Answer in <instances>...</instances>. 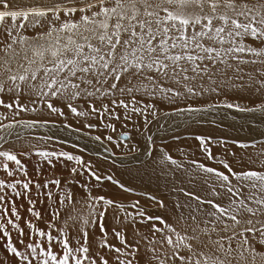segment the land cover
Wrapping results in <instances>:
<instances>
[{
	"label": "snow or ice",
	"instance_id": "snow-or-ice-1",
	"mask_svg": "<svg viewBox=\"0 0 264 264\" xmlns=\"http://www.w3.org/2000/svg\"><path fill=\"white\" fill-rule=\"evenodd\" d=\"M0 109V249L11 253L0 264H264V131L255 127L264 124V0H0ZM68 113L104 121L112 132L113 120L125 127L142 121V144L117 139L113 147L131 145L124 157L144 168L202 174L204 194L175 187L185 199L173 202L171 219L149 214L139 199L94 194L102 181L121 194L134 188L86 160L87 144L71 143L75 154L33 143L66 145L61 126L89 136L100 126H74ZM162 119L185 129L214 126L191 138L223 170L188 159L181 148L186 168L169 145H157L149 126ZM38 128L51 134L34 135ZM109 151L94 155L115 166L117 153ZM32 155L40 158L34 173L24 162ZM44 164H59L67 176L37 179ZM44 202H51L47 221L37 208Z\"/></svg>",
	"mask_w": 264,
	"mask_h": 264
},
{
	"label": "bare ground",
	"instance_id": "bare-ground-1",
	"mask_svg": "<svg viewBox=\"0 0 264 264\" xmlns=\"http://www.w3.org/2000/svg\"><path fill=\"white\" fill-rule=\"evenodd\" d=\"M201 99H203V98H201ZM145 102H148V98H145ZM236 102L248 103L247 100H237ZM84 107L86 108L87 106L84 105ZM163 110H168L166 105H165V108ZM0 111H3V109H0ZM117 111L121 114L123 113V109H117ZM37 115L38 114H36V113H23V116L26 118L36 117ZM39 115L44 116V117L48 116L47 112L40 113ZM241 115H243V114H241ZM67 119H68V122L73 121V125H76V126H80L81 123H83V122L97 123L100 126L97 127V129L93 131V134L101 135L102 137L109 135V133L111 131V129H105L103 127L104 121L97 120L96 118L90 117L87 119V121H85V118H83V117L78 119L72 115L71 117H69ZM59 120L62 121L63 118L60 117ZM112 123L116 124V129H118L120 126L125 127L121 122H118L116 120H113ZM229 123H232V121L226 120L224 122V125L227 126V124H229ZM168 124L174 125V123L171 119H169L167 121L162 119L160 121V124L154 123L153 125L149 126L150 134H152L154 136V139H155L157 145H169L170 147L167 150L170 152V154L174 158L185 163L186 168L189 167V165L187 164L186 161H184V158H183V156L179 150L181 148H183L184 151L189 153L188 159L195 158V159L199 160L200 162L206 163L208 166L220 167L221 170H223L222 166L217 165L215 161L207 160L206 157L199 151L198 146H197V142L191 138L192 134L199 133L202 130L203 131H211L214 128V126H211V128L208 126H205L203 129H200V128H197L196 126H193L191 128H188V129H185V128L180 129V128L176 127L173 129L164 130L163 128L165 126H167ZM161 125H163V127H161ZM126 127H129L131 129V131H133L135 133L136 137L132 140V143L142 144L144 141V137H142L140 135V133L136 130V128L139 127L142 129L143 128V122L138 121L136 126H134L132 122H128ZM168 127H170V126H168ZM255 127L258 131H264V124H256ZM175 129H179V130H176L174 133L173 130H175ZM42 130H44V131H42ZM171 130H172V132H171ZM32 132L34 135H37V136L49 134L48 130H45L43 128H38V129L32 130ZM173 134L180 135L181 139L177 142L173 141L172 140ZM217 134L227 135V133H219L218 131H217ZM231 134L232 135H239V136L243 137V136L247 135L248 132H247V130L240 131L239 133H236L235 131H233ZM253 134H255V133H253ZM58 135L61 138L65 137V136L68 138V140L70 141L69 144H66L68 146H71V143H77V144H80L81 146L87 144L88 151L90 152V155L87 156V153L85 152L84 153L85 159L86 160L91 159L93 164L96 167L102 168L103 174L113 175L114 178L119 179L121 182H125L127 186L133 187L134 191L153 193L159 199L164 200L165 204L167 205V208L164 210L169 214V216H170L169 219L172 218L173 202L177 199V197H179V199L181 201H183L185 199L182 195H180L176 191H174L175 187H184L186 190L195 191L197 194H201V195L204 194L205 190L203 187L202 174L201 175H186V174H183L180 172H176L175 175H172V174H169L166 169H163L159 165H149L146 168L141 167L139 165V163L137 161L132 160L131 157L123 158V157H117L116 156L115 159L118 160V162H120L121 159H125V161H131L132 160L133 163H131V164L125 163L124 165H118L116 163L115 166H111V160L107 164H105V163H103V161L101 160V158L99 156L91 155V153L99 151L106 156H111L112 152L111 151L104 152V149L105 148L114 149L113 146L115 145V143L113 144V141L111 143H108V142L103 141V140L101 142H96L94 140V136H92V135H90V136L86 135L85 132H83V131H81L80 133H76V132L70 131V130H63L62 126H61V130L58 132ZM78 136L80 137V139H77ZM33 143H36L38 145V147H48V148L59 149L58 145H57L58 143H56L55 141L49 142L48 144H44L41 141H35L34 140ZM6 147H8V146H6ZM15 147L20 148L21 144L17 143L15 145ZM233 150L238 151V149H233ZM249 151H251V149ZM73 152L75 154H80L79 149H75V150L73 149ZM213 152L215 153V155L217 157L223 158L221 156L220 150L218 148H213ZM97 161H100V163L97 164ZM232 163L235 164L236 167H240L238 162L235 161V163H234V161H232ZM172 167L174 168V166H172ZM126 169H131L132 171L129 172ZM64 174H61L59 176H62ZM190 181H191V184L189 183ZM193 185H194V187H193ZM102 194H108L111 196H118L119 198L124 196V194H121L120 191L103 190ZM131 194H133V193H131ZM141 196L144 197V195H141ZM143 197L140 199V201L142 203H144V205H146L148 203L147 205H149V206H157V205H154L152 203V201H149V202L146 201V199H143ZM147 208H149V207H147ZM21 214L22 215L25 214L23 210H21ZM7 257H11V253H8Z\"/></svg>",
	"mask_w": 264,
	"mask_h": 264
},
{
	"label": "rangeland",
	"instance_id": "rangeland-1",
	"mask_svg": "<svg viewBox=\"0 0 264 264\" xmlns=\"http://www.w3.org/2000/svg\"><path fill=\"white\" fill-rule=\"evenodd\" d=\"M17 2L18 3H23V4H30V3H32L33 2V0H17ZM33 30H30L29 31V33L28 34H31V32H32ZM238 103H240V102H238ZM72 116V114L71 113H68V117L67 118H69V117H71ZM63 118V120H64V117H62ZM69 123H72L73 124V121L72 122H69ZM182 122H180V120L178 121H176L175 123H174V125H170V124H168L167 126H165L163 129L164 130H168V129H173V128H176L177 127V124H181ZM74 126H76V125H74ZM168 126H170V127H168ZM78 127V126H77ZM178 128H184L183 126H181V127H178ZM97 128H93V129H88L87 131L88 132H90L91 133V135L92 136H95L96 134H93V131L94 130H96ZM46 130V129H45ZM176 130H179V129H175V131ZM42 131H44V130H42ZM51 131H56V129H52ZM49 132V131H48ZM84 132V131H83ZM123 132H131V137H129V138H123L122 137V135H121V133H123ZM171 132H172V130H171ZM49 134H51L50 132H49ZM109 135H112L113 137H114V140H113V144L114 143H116V141H117V139H119V141H120V143L122 144V145H124V144H128V141H129V139L132 141L136 136H135V133L133 132V131H131V129L129 128V127H123V126H120L118 129H117V131L116 132H112V131H110V133H109ZM177 142V141H176ZM112 144V145H113ZM58 145V148L60 149V148H63L64 150H68V151H73V149H72V147L71 146H68V145H60V144H57ZM7 146V145H6ZM131 145H129V147H130ZM129 147H123V148H114L113 150L117 153V157H123V158H125L124 157V154L125 153H128L129 152ZM41 148H46V149H48V150H52V149H56V148H48V147H41ZM87 156H89L90 155V152L87 150ZM91 155H94V153H91ZM222 156V155H221ZM129 157H131V155H129V156H127L126 158H129ZM223 157V156H222ZM40 158H38L37 156H35V155H32V156H26L25 158H24V162L27 164V166H28V170H29V172L30 173H34V168H33V166L34 165H36L37 163H38V160H39ZM115 159V158H114ZM117 162V164L118 165H121L120 164V162H118V160H116ZM230 162H232V161H230ZM75 162H70V166L72 165V164H74ZM125 163H128V164H131V163H133V161L131 160V161H125ZM234 163H235V161H234ZM43 168H44V172H43V175L41 176V177H37V179H49V178H60V179H63L65 176H67V169L66 168H63V167H61L59 164H57L56 165V167L55 168H51V167H49L48 165H46V164H44L43 165ZM65 173V174H64ZM61 174H64V175H62V176H59V175H61ZM0 178H3V176L2 175H0ZM18 178H23L22 176L21 177H18ZM68 179L70 180L71 179V177H68ZM101 184L103 185L102 187H100V186H98L97 187V192H94V194H97V193H99V194H102L103 193V190H108V191H120L117 187H116V185H114V184H112V183H110V182H107V181H102L101 182ZM110 186V187H109ZM109 188V189H108ZM5 191H8V192H10V189H6ZM133 194H131V193H125L124 194V196H122L121 198H119L122 202H125V203H132V202H134L136 199H141L143 196H141L142 195V193H147V192H137V191H134V192H132ZM140 193V194H139ZM149 194H151V195H153V196H155L153 193H149ZM158 198V197H157ZM41 200L43 199V198H40ZM143 199H146V201H150L149 199H148V197L146 196V195H144V197H143ZM159 199V198H158ZM51 202H44V203H38L37 204V208L44 214V221H47L48 219H50V217L47 215V204H50ZM24 204H25V208L27 207V203H26V201H24ZM140 204H141V206H143V207H145L146 208V210H147V212L149 213V214H158V215H163V216H165L166 218H169L170 216H169V214L164 210V209H162V208H159L158 206H149V205H144V203H142L141 201H140ZM147 207H149V208H147ZM151 208V209H150ZM156 209V210H155ZM129 210H131V209H129ZM27 218H29V219H31L32 217H31V215L30 214H28L27 215ZM37 224H38V226H40V227H43L44 226V224H43V222H40V221H38L37 222ZM107 224H108V226L109 227H111L113 224H114V221L112 220V218L111 217H109L108 218V220H107ZM136 227H138V228H140V230L142 231V232H147V229L145 228V227H143V226H141V225H136ZM97 239H99V237H97ZM7 255H8V253H5L2 249H0V258H4V257H7Z\"/></svg>",
	"mask_w": 264,
	"mask_h": 264
},
{
	"label": "water",
	"instance_id": "water-1",
	"mask_svg": "<svg viewBox=\"0 0 264 264\" xmlns=\"http://www.w3.org/2000/svg\"><path fill=\"white\" fill-rule=\"evenodd\" d=\"M123 138H125V137H123Z\"/></svg>",
	"mask_w": 264,
	"mask_h": 264
}]
</instances>
